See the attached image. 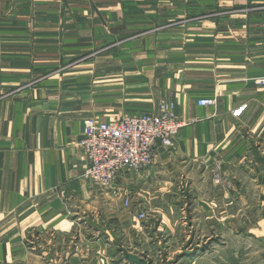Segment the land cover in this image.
<instances>
[{"label": "crops", "instance_id": "0c3cea01", "mask_svg": "<svg viewBox=\"0 0 264 264\" xmlns=\"http://www.w3.org/2000/svg\"><path fill=\"white\" fill-rule=\"evenodd\" d=\"M263 75L264 0H0V264H139L121 248L135 235L223 237L234 206L264 264ZM163 99L184 122L174 146L110 188L86 180L85 120Z\"/></svg>", "mask_w": 264, "mask_h": 264}, {"label": "built area", "instance_id": "2783aa9c", "mask_svg": "<svg viewBox=\"0 0 264 264\" xmlns=\"http://www.w3.org/2000/svg\"><path fill=\"white\" fill-rule=\"evenodd\" d=\"M255 83L264 86V75L255 78ZM198 103L209 106L215 104L216 99L201 98ZM245 107L237 108L234 114L240 115ZM183 126L174 102L168 99L161 100L152 112L126 115L111 122L88 118L83 136L78 141L89 159L82 176L96 186L110 188L120 176L152 166L157 156V145L173 147ZM132 201L129 194L125 195V206H131ZM138 218L144 220L146 213L141 212Z\"/></svg>", "mask_w": 264, "mask_h": 264}, {"label": "rangeland", "instance_id": "374dc122", "mask_svg": "<svg viewBox=\"0 0 264 264\" xmlns=\"http://www.w3.org/2000/svg\"><path fill=\"white\" fill-rule=\"evenodd\" d=\"M130 178L131 177H129V179ZM186 187L187 186H185V188ZM230 187H233V185L231 184ZM170 189L171 191L169 194L167 193L169 205L166 206L164 211L170 219V222L173 224V205L176 194L175 184H172ZM137 204L138 201L135 200L134 204L132 201L131 206L125 207H135ZM157 206L158 205L155 207ZM237 212L239 215L236 214ZM253 219L254 218L241 217V211H238L234 206L233 209L231 207L229 232L227 234L224 232L223 237L222 234L217 233V231L201 232L202 234L197 233L196 236H194V233L190 234L181 231L179 234L175 233V240L177 241H174V243L171 242V245L164 246L162 240V243L159 244L151 242L149 248H147V245H144L143 247L146 246L145 249L140 243V237L135 235L134 242L136 243L128 245H125L126 243H124V246H121V248L126 254L129 251H134L139 254L141 257V259L139 258V264H248L249 258H251L253 254V250H245L244 244L254 242L255 240L259 241V239L254 237V234L249 233V230L252 228ZM139 220L147 221L148 224L157 223V219L153 218V220H150L147 214L144 220ZM186 220L188 221L187 224L189 226V218L185 219L184 216H182V222H185ZM247 225H250L251 227L247 228ZM169 231L170 233L172 232L171 229H169ZM163 232L164 233L161 236H163V239H166V237L169 236V232ZM158 245L162 247L159 248L157 247ZM114 250H119V247Z\"/></svg>", "mask_w": 264, "mask_h": 264}, {"label": "water", "instance_id": "95a60500", "mask_svg": "<svg viewBox=\"0 0 264 264\" xmlns=\"http://www.w3.org/2000/svg\"><path fill=\"white\" fill-rule=\"evenodd\" d=\"M129 258H130L131 260L135 261V262H138V261H139V257L136 256V255H133V254H131V255L129 256Z\"/></svg>", "mask_w": 264, "mask_h": 264}]
</instances>
